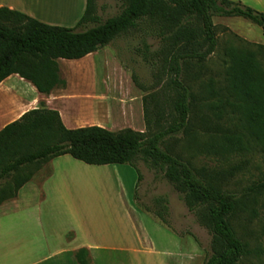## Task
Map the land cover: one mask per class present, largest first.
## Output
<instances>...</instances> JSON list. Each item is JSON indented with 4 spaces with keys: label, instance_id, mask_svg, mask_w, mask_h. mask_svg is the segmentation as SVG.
<instances>
[{
    "label": "trees",
    "instance_id": "trees-1",
    "mask_svg": "<svg viewBox=\"0 0 264 264\" xmlns=\"http://www.w3.org/2000/svg\"><path fill=\"white\" fill-rule=\"evenodd\" d=\"M215 16L243 17L264 30L263 12L233 0H128L121 14L104 22L96 0H88L82 18L72 28L49 25L19 11L0 8V84L18 74L39 92L50 95L55 89L67 87L60 60H81L151 22L159 47L151 51L145 45L141 53L157 68L158 76L168 77L169 86L176 92L171 121L151 136L132 129L113 132L101 126L69 129L57 110L41 102L40 108L26 112L0 131V186L15 177L13 183L0 188V206L18 197L28 181L21 175L27 166L71 155L88 165H131L138 171L140 182L143 177L139 163L145 161L164 173L188 209L209 229L211 254L204 264H241L250 251L233 220L244 207L245 197L264 193V179L240 197L218 186L167 145L169 139L189 130H219L203 112L208 98L195 93V86L184 78L219 56L220 77L218 81L210 80L207 93L218 97L213 105L216 117L222 120L226 116L229 120V126L221 131L228 149L264 157V45L216 25ZM89 24L95 26L79 30ZM220 29L242 44H235L229 37L221 45ZM155 102L157 113L162 114L163 104ZM37 141L38 148L25 153ZM155 205L156 214L167 223L166 200L159 197ZM73 236L69 233L67 238ZM75 256L78 264H92L87 248L77 250Z\"/></svg>",
    "mask_w": 264,
    "mask_h": 264
},
{
    "label": "rangeland",
    "instance_id": "rangeland-1",
    "mask_svg": "<svg viewBox=\"0 0 264 264\" xmlns=\"http://www.w3.org/2000/svg\"><path fill=\"white\" fill-rule=\"evenodd\" d=\"M50 1L54 8L49 6L51 8L46 9L45 12L51 16V19L53 18L52 21L69 28L77 25L71 23V19L76 14L74 11L76 0ZM127 3L128 0H96L102 22L121 14ZM45 5L48 6L49 2ZM234 18L236 17L232 19ZM239 19L243 23L234 26L245 34L257 38L256 30L249 24L260 26L243 17ZM92 26L95 25L89 24L79 30ZM229 37L235 44H242L230 33H223L220 29L221 45H224ZM145 45H149L151 51H156L159 47L155 26L151 22L144 23L139 31L117 38L91 58L60 60L61 76L67 81L66 92L70 97L59 102L52 101V106H59L67 117L73 118L78 125L84 124L83 127L101 126L113 132L132 129L144 132L146 136L160 131L171 121L176 92L169 86L168 77L158 76L157 68L143 58L141 51ZM220 66V58L215 56L206 66L193 69L190 75L184 77L189 85L195 86V93L204 94L208 98L203 105V112L210 117L214 129L217 125L219 130L197 133L189 130L169 139L167 145L174 154L209 175L211 181L218 186L238 193L242 197L250 186L264 179V157L256 152L228 149L227 140L221 131L222 128L229 126V120L226 116L222 120L216 117L217 112L213 105L218 102V97L207 93L210 80L212 78L219 80ZM10 91L11 98L4 103L11 100L26 105L32 101L36 103L27 87L15 84ZM24 98L27 100H23ZM155 100L163 104L162 114L157 113ZM38 143L39 141L37 144L34 142L33 148L25 150V153L36 150ZM89 167L69 166L60 171L58 178L64 183L61 189L70 198L61 201L52 212V216L49 215L47 225L64 228L80 222L82 212L92 210L97 215L103 216L107 213L111 216H108L111 230L120 232L119 229L126 228L124 218L121 217V201L124 199L128 202L129 210L140 228L141 214H145L142 218L144 221L142 226H144L146 246L149 243L157 244L160 248L171 246L169 264L205 263L207 255L211 254V233L200 223L196 214L188 209L182 195L174 189L164 173L159 172L149 163L140 161L139 169L143 178L139 182L138 171L128 164ZM51 171L50 163L25 167L21 175L28 181L19 193L22 191L23 195L31 194L32 200L24 201L17 197L5 201L0 206V214L11 212L19 206L33 204L41 199V185ZM14 179L15 177L5 182L0 188L13 183ZM159 197L167 202L168 211L165 213L167 223L156 214L155 199ZM16 199H18L17 204L13 202ZM244 200V207L233 220L237 233L248 244L250 251L241 264H264V193L253 194L245 197ZM148 208L150 211L147 210ZM24 221L20 219L18 222L22 225L29 223L28 220ZM38 233L36 231L34 237H37ZM129 239L128 242H132L130 237ZM54 244L51 245L53 248ZM36 246L37 252L44 255L47 250L46 244L41 246L38 242ZM9 250L10 253L0 254V264H29L30 260L26 256L29 249H25L24 243L21 247ZM13 254H16L15 260L10 256ZM39 264L57 263L50 261ZM98 264L157 263L147 255L129 251H109L98 261Z\"/></svg>",
    "mask_w": 264,
    "mask_h": 264
},
{
    "label": "crops",
    "instance_id": "crops-1",
    "mask_svg": "<svg viewBox=\"0 0 264 264\" xmlns=\"http://www.w3.org/2000/svg\"><path fill=\"white\" fill-rule=\"evenodd\" d=\"M87 1L88 0H76L74 8L76 13L75 17L71 19L70 17L72 14L69 15V19H71V23L74 26L82 18L87 6ZM233 1H241L245 5L264 13V0ZM45 4H47L46 0ZM0 8L19 11L39 20L40 22L60 26L58 22L52 21L53 18L51 19V16L45 12V10L49 8H46L44 2H41V0H0ZM232 18L233 17L215 16L213 21L218 26L228 27L230 30L250 42L264 45V30L262 28L249 24L258 34V37L255 38L245 34L234 26V24L243 23V21H239L240 17ZM95 53L90 54L85 58H91ZM15 84L29 88L36 103H32V101L30 104L26 105L22 103H14L12 100L8 103H4L11 98L10 89ZM66 91L67 88L55 89L50 95L43 94L39 92L30 81L22 78L18 74L10 76L0 84V107H5L8 110L6 117H2L0 114V131L8 124L20 119L26 112L35 108H40L41 102H45L47 108L57 110L67 128L76 129L83 127L82 125L84 124L78 125L73 118L67 117L59 106H52V101L59 102L70 97ZM23 100H27V98H24ZM50 164L52 168L51 175L44 180L41 185L42 198L33 204L19 206V208H16L11 212L0 214L1 255L6 252L10 253L11 251L9 249H16L18 246L21 247L24 243L25 249H29V252H26V256L30 260L29 264H39L50 261L57 264H78L75 252L81 248H87L90 251L92 264H98V261L103 259L104 254L109 251H129L135 254L147 255L149 259L153 258L157 264H169V257L172 254L170 249L171 246L166 245L163 246V248H160V246L154 243H149V245L146 246L143 234L144 226H142L144 223L142 218L145 214H141L140 228L129 210L128 202L124 199L121 201V217L124 218L126 228L119 229L120 232H113V229L111 230L109 222V217L111 216L107 213L103 216L97 215V213L92 210L82 212V219L80 222L78 221L64 228H60L58 225H47V218L52 216V212L55 211L61 201L70 198L66 196L61 189V185L63 186L64 183L58 178L61 174L60 171H62L64 167L69 166L73 167L82 165L87 168H90L89 166H94L79 161L71 155H64L55 158ZM66 189L68 188L66 187ZM18 197L24 201L32 200L31 194L23 195L22 191L19 193ZM17 200L18 199L13 202L17 204ZM20 219H24V222L28 220L29 223H24V225H22V223L18 222ZM164 230H166L168 234H171L167 229L164 228ZM36 231L39 233L37 237H34ZM70 232L74 234L71 240L67 238V235ZM129 237L132 239V242H128L130 240ZM38 242L41 243V246L43 244H46L47 246L44 255L37 252L38 247L36 245H38ZM128 243H130L131 246ZM52 244H54V248L51 246ZM10 256L13 257L14 260L17 258L16 254Z\"/></svg>",
    "mask_w": 264,
    "mask_h": 264
},
{
    "label": "bare ground",
    "instance_id": "bare-ground-1",
    "mask_svg": "<svg viewBox=\"0 0 264 264\" xmlns=\"http://www.w3.org/2000/svg\"><path fill=\"white\" fill-rule=\"evenodd\" d=\"M44 2V5H45V0H41V2ZM47 1V3H48V0H46ZM54 1V0H53ZM52 1V2H53ZM55 2H56V0H55ZM54 3V2H53ZM56 4V3H55ZM54 5V4H53ZM46 6V8H51L52 7V5H51V1L49 0V5L47 6V5H45ZM49 6H51V7H49ZM54 7H52V9H53ZM7 108H5V107H0V114H1V116L3 117V116H7ZM4 114V115H3ZM93 176H95V174H93Z\"/></svg>",
    "mask_w": 264,
    "mask_h": 264
}]
</instances>
